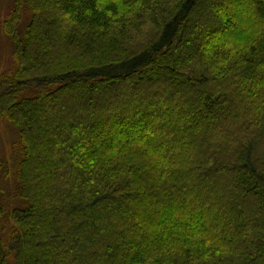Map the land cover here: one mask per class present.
I'll use <instances>...</instances> for the list:
<instances>
[{
    "label": "trees",
    "instance_id": "1",
    "mask_svg": "<svg viewBox=\"0 0 264 264\" xmlns=\"http://www.w3.org/2000/svg\"><path fill=\"white\" fill-rule=\"evenodd\" d=\"M4 27L0 264H264V0H16Z\"/></svg>",
    "mask_w": 264,
    "mask_h": 264
},
{
    "label": "rangeland",
    "instance_id": "2",
    "mask_svg": "<svg viewBox=\"0 0 264 264\" xmlns=\"http://www.w3.org/2000/svg\"><path fill=\"white\" fill-rule=\"evenodd\" d=\"M16 0H0V72H8L13 67L14 46L6 35L4 23L15 8ZM30 14L23 13L18 29L23 35L24 29L29 23ZM18 142V131L5 119H0V159L4 162L5 168L0 169V203L10 209L25 207V203L14 198L17 189L15 179L16 163L18 155L15 144Z\"/></svg>",
    "mask_w": 264,
    "mask_h": 264
}]
</instances>
